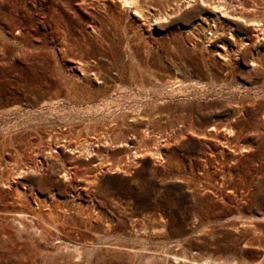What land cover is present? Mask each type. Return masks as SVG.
I'll list each match as a JSON object with an SVG mask.
<instances>
[{
	"label": "rangeland",
	"instance_id": "obj_1",
	"mask_svg": "<svg viewBox=\"0 0 264 264\" xmlns=\"http://www.w3.org/2000/svg\"><path fill=\"white\" fill-rule=\"evenodd\" d=\"M211 263L264 264V0H0V264Z\"/></svg>",
	"mask_w": 264,
	"mask_h": 264
},
{
	"label": "bare ground",
	"instance_id": "obj_2",
	"mask_svg": "<svg viewBox=\"0 0 264 264\" xmlns=\"http://www.w3.org/2000/svg\"><path fill=\"white\" fill-rule=\"evenodd\" d=\"M216 263V262H215ZM212 264V263H211Z\"/></svg>",
	"mask_w": 264,
	"mask_h": 264
}]
</instances>
